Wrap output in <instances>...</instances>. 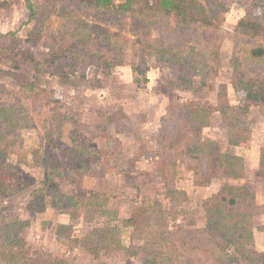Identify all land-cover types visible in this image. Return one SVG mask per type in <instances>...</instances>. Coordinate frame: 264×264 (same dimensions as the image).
I'll return each instance as SVG.
<instances>
[{"label":"rangeland","instance_id":"rangeland-1","mask_svg":"<svg viewBox=\"0 0 264 264\" xmlns=\"http://www.w3.org/2000/svg\"><path fill=\"white\" fill-rule=\"evenodd\" d=\"M4 1L1 159L29 180L0 195V264H264V103L241 83L264 80V36L238 31L264 23V0H219L229 12L209 30L86 0H31L30 22L26 0ZM91 53L124 65L106 76ZM231 156L243 177L219 176Z\"/></svg>","mask_w":264,"mask_h":264},{"label":"trees","instance_id":"trees-1","mask_svg":"<svg viewBox=\"0 0 264 264\" xmlns=\"http://www.w3.org/2000/svg\"><path fill=\"white\" fill-rule=\"evenodd\" d=\"M92 4V6L100 11L108 12V13H116L119 15H125V14H137V8L141 9V12L143 14V17L148 18L150 22L153 23L154 17L152 15H161L167 19H170L175 23V27L177 29L180 28H200V29H217L218 23L221 20L223 13H228L229 9L222 4L219 0H214L213 8L207 7L204 3H202L199 0H124L123 3H118L117 0H86ZM28 10L30 12V22H33L36 20L37 17V10L40 5L37 3H33L31 0H26ZM211 3V0L210 2ZM15 5V2L13 1H4L0 3V9H7L9 7H12ZM140 5V7H138ZM142 8H144V11H142ZM152 18V19H151ZM251 30L256 35L262 34L264 36V23L259 21H250L248 17H245L241 20L238 31L239 30ZM15 33H11V35H14ZM152 41V40H151ZM145 43V42H144ZM148 46H153L152 44H147ZM161 45V43H160ZM162 48L160 47H156ZM162 50V49H161ZM166 53V50L162 51ZM150 55H153V53H149ZM91 56L93 60L95 61L96 67L100 69L106 76H110L112 73V70L116 67H121L124 65L122 61H119V59H109L108 57H102L99 56V54L91 53ZM95 56V57H94ZM252 58L255 60L260 59L264 57V49L258 48L254 49L252 51ZM34 60V59H33ZM35 61V60H34ZM33 61V62H34ZM144 61H141L140 63L134 62L132 63V71L138 76V79L135 80V83L137 85H144L149 82L148 74L150 73V69L146 67V65H143ZM71 71V74L74 73ZM37 71H39V68H36ZM186 81V80H185ZM242 84L248 86L249 93L247 96V100L252 104H263L264 103V80L260 82H254V81H246L242 82ZM203 84H207V80H203ZM34 87V90L37 91L38 96L44 95L50 97L51 93L47 92L45 89H40L36 84L31 85ZM223 95H220V98ZM223 98V97H222ZM54 100L58 103L59 101L54 98ZM59 104V103H58ZM57 111V110H55ZM221 115L224 116L223 110H219ZM241 138H245V136H240ZM240 139H231L234 140L233 142L235 145L239 142ZM161 142V139H160ZM162 143V142H161ZM118 146H121V143L117 144ZM98 155H102L103 157H97L105 161V158L110 160L111 158H114L112 155L116 154V151L113 148H110L108 151L105 152L107 156H104L103 152L96 151ZM3 151H0V195L2 197H10L15 194L17 191L19 184H24L25 181L29 180V178H25L22 170L15 166L14 164L10 163L9 161H4L1 159ZM97 155V156H98ZM105 157V158H104ZM78 158V168L75 171V174L79 175L78 178H84L87 176V174L90 172L88 169H83V163L80 162V157ZM264 151L261 152V163L260 167L264 168ZM242 159L237 156H231L227 157V159L223 162L221 172L219 173L220 177H229V178H241L244 176L243 172V163ZM209 163V161L207 162ZM222 164V163H221ZM98 165H102L100 162ZM210 169V166L207 168V170ZM61 174V173H60ZM59 174V175H60ZM223 175V176H222ZM63 176V174H61ZM257 176L259 178H262L264 180V174L257 172ZM226 191L224 193L222 192V201L227 202L228 204H234L235 199H228ZM219 197V196H218ZM217 197V198H218ZM213 201V198L208 202L211 203ZM214 208V207H210ZM215 209V208H214ZM216 210V209H215Z\"/></svg>","mask_w":264,"mask_h":264},{"label":"crops","instance_id":"crops-1","mask_svg":"<svg viewBox=\"0 0 264 264\" xmlns=\"http://www.w3.org/2000/svg\"><path fill=\"white\" fill-rule=\"evenodd\" d=\"M151 73V72H150ZM149 78V77H148Z\"/></svg>","mask_w":264,"mask_h":264}]
</instances>
